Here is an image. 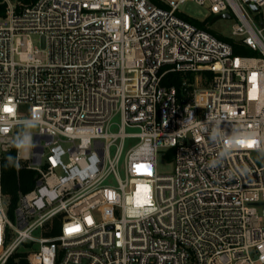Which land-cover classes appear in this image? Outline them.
Listing matches in <instances>:
<instances>
[{
    "label": "built area",
    "instance_id": "built-area-1",
    "mask_svg": "<svg viewBox=\"0 0 264 264\" xmlns=\"http://www.w3.org/2000/svg\"><path fill=\"white\" fill-rule=\"evenodd\" d=\"M186 1L0 0V264H264V157L212 168L201 130L264 138V0H192L234 19L230 41L178 15ZM25 109L42 123L16 158L36 180L11 212L2 162Z\"/></svg>",
    "mask_w": 264,
    "mask_h": 264
},
{
    "label": "clouds",
    "instance_id": "clouds-1",
    "mask_svg": "<svg viewBox=\"0 0 264 264\" xmlns=\"http://www.w3.org/2000/svg\"><path fill=\"white\" fill-rule=\"evenodd\" d=\"M13 121L16 131L12 137V147L17 153L24 152L29 155L33 154V149L37 147L33 137L42 123V113L33 109L23 118H16L13 116ZM222 121L223 120H216L205 123L204 127L201 129L207 134L210 142L220 147V151L217 153L216 157L210 161V167L215 168L220 166L225 158L231 156L235 150L241 147L251 148L257 151L260 156L264 157V138L258 136L251 130L237 127H232L229 133L221 127ZM4 131L5 125L0 122V133ZM249 143H251V147L247 146ZM139 148V155L147 158H151L155 150V146L150 142L142 144ZM2 167L5 169L10 167L19 169L21 165L15 156L9 154L5 157Z\"/></svg>",
    "mask_w": 264,
    "mask_h": 264
},
{
    "label": "rangeland",
    "instance_id": "rangeland-1",
    "mask_svg": "<svg viewBox=\"0 0 264 264\" xmlns=\"http://www.w3.org/2000/svg\"><path fill=\"white\" fill-rule=\"evenodd\" d=\"M13 3H17L19 0H10ZM156 3H159L158 0H153ZM264 12V9H263ZM178 15L188 18V19H195L199 23V27L206 28L214 33L215 35L222 37V38H230L231 37V30L232 24L234 23V19H225L219 18L214 23H211V19L214 17L210 13L209 4H199L195 1L188 0L185 3L179 6ZM206 21V26L202 25V22ZM41 47H46V38L43 37L41 39ZM24 116L29 114L28 109L23 110ZM115 121H119V117H115ZM117 129V125L113 127V130ZM136 140L129 139L125 143V148L128 149ZM67 147V145H65ZM115 148V147H114ZM112 148V150H114ZM48 148L45 149L47 152ZM253 157L261 162V156L258 152L253 153ZM158 170L161 174H170L174 170V163L170 160L163 159L162 155H160L158 160ZM13 218V217H11ZM38 234V233H36Z\"/></svg>",
    "mask_w": 264,
    "mask_h": 264
},
{
    "label": "trees",
    "instance_id": "trees-1",
    "mask_svg": "<svg viewBox=\"0 0 264 264\" xmlns=\"http://www.w3.org/2000/svg\"><path fill=\"white\" fill-rule=\"evenodd\" d=\"M26 2H30L33 0H24ZM188 19V18H187ZM192 23L196 24L197 26L199 23L195 19H188ZM202 25L206 26V21L202 22ZM203 28V27H202ZM207 29V27L205 28ZM208 30V29H207ZM222 38V37H221ZM226 39V38H223ZM230 41L231 39H226ZM236 52H242L236 48ZM246 54H253L252 52H245ZM209 76L212 74L210 72L207 73ZM181 81V75L179 73H169L163 83L169 84V83H175L176 85H179ZM16 150L12 147L8 152H6L4 159L7 155L11 154L16 157ZM174 153V149H168L167 150V159H171ZM4 159L2 162V165L4 163ZM36 180V173L35 171L28 169L26 167H20L19 169L10 167V168H3L2 167V188L3 192L10 196V209L12 212V209L17 203L18 196L20 192H27L30 189H32L35 185ZM26 261L24 259L20 260V263H15L14 258L11 259L10 264H24Z\"/></svg>",
    "mask_w": 264,
    "mask_h": 264
},
{
    "label": "water",
    "instance_id": "water-1",
    "mask_svg": "<svg viewBox=\"0 0 264 264\" xmlns=\"http://www.w3.org/2000/svg\"><path fill=\"white\" fill-rule=\"evenodd\" d=\"M254 9L256 8L254 7ZM219 18H230V15L229 14L216 15L211 19V23H214Z\"/></svg>",
    "mask_w": 264,
    "mask_h": 264
},
{
    "label": "snow or ice",
    "instance_id": "snow-or-ice-1",
    "mask_svg": "<svg viewBox=\"0 0 264 264\" xmlns=\"http://www.w3.org/2000/svg\"><path fill=\"white\" fill-rule=\"evenodd\" d=\"M5 112H8V113H11L13 111V109L11 107H8V106H5L4 109H3ZM242 143V142H241ZM248 147H251V143H249L247 145ZM137 167H141L140 165H137Z\"/></svg>",
    "mask_w": 264,
    "mask_h": 264
}]
</instances>
